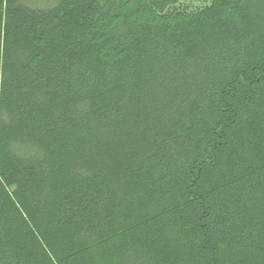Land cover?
Wrapping results in <instances>:
<instances>
[{
	"label": "trees",
	"instance_id": "obj_1",
	"mask_svg": "<svg viewBox=\"0 0 264 264\" xmlns=\"http://www.w3.org/2000/svg\"><path fill=\"white\" fill-rule=\"evenodd\" d=\"M0 264H264V0H0Z\"/></svg>",
	"mask_w": 264,
	"mask_h": 264
}]
</instances>
